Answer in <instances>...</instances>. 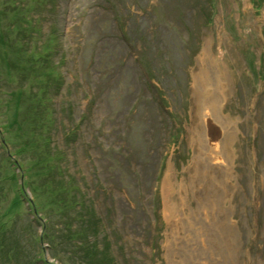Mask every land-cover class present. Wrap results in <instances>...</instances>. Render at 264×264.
Instances as JSON below:
<instances>
[{
    "label": "rangeland",
    "instance_id": "374dc122",
    "mask_svg": "<svg viewBox=\"0 0 264 264\" xmlns=\"http://www.w3.org/2000/svg\"><path fill=\"white\" fill-rule=\"evenodd\" d=\"M263 13L264 0H0V264H264ZM204 44L222 51L235 124L220 208L189 191L166 222L161 182L188 176Z\"/></svg>",
    "mask_w": 264,
    "mask_h": 264
},
{
    "label": "bare ground",
    "instance_id": "6f19581e",
    "mask_svg": "<svg viewBox=\"0 0 264 264\" xmlns=\"http://www.w3.org/2000/svg\"><path fill=\"white\" fill-rule=\"evenodd\" d=\"M219 39L223 41V38ZM210 47V44L202 46L196 66L191 72V97L195 109L190 112L192 117L186 137L193 151L181 171L187 172L188 176L184 177L183 174L177 178L170 168L165 171L161 182V207L166 222L173 220L179 207L186 209L189 191L192 195H197L198 190L201 194L208 195L206 199L201 198L198 201L195 209H212L209 196L213 195L216 197L214 206L220 208L222 174L226 172L228 165L226 161L221 164L224 154L222 149L226 151L227 145L230 144L235 133V124L223 112L228 99L229 82L226 69L222 65V51L218 48L213 52ZM215 161H219L221 166L214 168L211 164H215ZM195 185L197 190H194ZM203 219L207 218L203 216ZM183 221L193 227L189 218L184 217Z\"/></svg>",
    "mask_w": 264,
    "mask_h": 264
}]
</instances>
